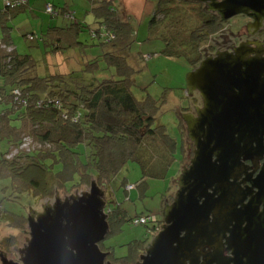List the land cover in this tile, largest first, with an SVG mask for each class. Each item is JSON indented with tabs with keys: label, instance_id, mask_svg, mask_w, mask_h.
Segmentation results:
<instances>
[{
	"label": "trees",
	"instance_id": "16d2710c",
	"mask_svg": "<svg viewBox=\"0 0 264 264\" xmlns=\"http://www.w3.org/2000/svg\"><path fill=\"white\" fill-rule=\"evenodd\" d=\"M3 1V13L8 15L26 4L25 0ZM162 1L157 0L152 12V28L166 19L172 10L171 7L162 8ZM88 2L89 7L85 6L87 16L91 13L98 19L96 12L103 16L100 26L88 30L91 38L109 44L119 42L116 54L110 52L104 56L103 69L113 68L114 71L106 72L105 78L98 82L82 80L80 77L84 74L73 72L35 76L37 60L34 56L20 53L15 42L0 38L1 223L19 225L18 217L20 220L28 218L27 206L35 209L38 202L53 198L59 189L70 194L73 190H82L85 185L91 186L94 180L101 184L112 182L129 161L144 166L140 148H145L146 155V147H150L154 165L160 161L169 162L167 165L170 166L176 159V140L169 136L164 126L156 125L161 106L150 95L138 98L133 90L136 82L132 78L137 70L128 61L125 41L130 35H136V31L129 28L116 0ZM201 9L203 13L199 14L203 20L200 21V15L196 13V20L201 23L190 32L191 38L199 39L201 51L194 67L205 59L202 44L223 20L218 12L207 11L205 5ZM45 11L52 17H62V20L53 21L56 26L52 30L65 33L32 32L24 35L27 39L37 40V44L46 47L48 52L63 47L60 36L70 44L71 34L77 35L78 40L72 46L84 44L82 32L91 24L86 17L76 14L70 5L48 3ZM165 28L163 26L162 32L156 31L152 36L160 37L170 51L177 38L174 35L166 37ZM87 66L93 74L100 72L97 61L87 63ZM183 144V150L187 152ZM151 175L162 177L163 173L152 172ZM24 196L27 200L21 201L23 210L18 214L17 204ZM6 201L7 208L4 206ZM109 209L112 217L115 209L112 205ZM144 215L150 220L144 223L150 225L153 232L158 230L159 218L155 222L151 213L138 218Z\"/></svg>",
	"mask_w": 264,
	"mask_h": 264
},
{
	"label": "water",
	"instance_id": "95a60500",
	"mask_svg": "<svg viewBox=\"0 0 264 264\" xmlns=\"http://www.w3.org/2000/svg\"><path fill=\"white\" fill-rule=\"evenodd\" d=\"M203 2L223 20L246 15L264 25V0ZM257 44L254 48L250 45ZM264 48L243 42L206 57L187 77L203 106L184 113L194 155L164 223L139 264H264V163L256 177L244 159L264 158ZM104 192L57 199L35 218L23 264H105L99 243L110 231Z\"/></svg>",
	"mask_w": 264,
	"mask_h": 264
},
{
	"label": "rangeland",
	"instance_id": "374dc122",
	"mask_svg": "<svg viewBox=\"0 0 264 264\" xmlns=\"http://www.w3.org/2000/svg\"><path fill=\"white\" fill-rule=\"evenodd\" d=\"M62 1L68 2V5L73 4L71 0ZM116 1L122 17L129 23V28L136 31V35H130L125 41L128 61L137 70L132 78L137 84L133 88L134 93L142 99L150 95L158 102L161 108L157 114L156 125L164 126L169 136L176 140L177 145L176 159L171 162L170 166L167 165L169 162L161 163L160 161L154 165L150 159V151H152L150 147H146V155L145 148H140L144 155V166L137 161H129L120 169L112 182L97 183L104 192V200L111 201V203H107L105 210L108 211L107 208L110 205L115 208L116 199L122 208H118L120 205H117L115 213H112L109 221L110 231L106 238L100 242V245L112 250L111 257H123L129 254H133L134 257L145 254L152 240L160 231L153 232L147 223H137L138 216L151 213L156 219L159 218V225H163L166 206L174 200L179 190L182 173L191 162L194 145L187 135V126L181 112L183 108L192 107L202 96L197 92L198 90L191 95L186 93L187 90L189 91L187 77L192 70L199 66L194 67L193 63L197 61L199 52H201L199 39L191 38L190 32L203 20L202 15L199 14L203 13L201 6L205 5L207 11L217 13L208 10V5L203 2L163 0L162 8L171 7L172 10L167 14L166 19L152 28L150 27L152 12L157 0ZM46 2L59 5L58 0H44L43 5ZM43 5L37 7V12L35 10L30 12L28 15L30 19L26 14L20 16L17 23L20 20H25L22 27L24 32L19 36L15 32L17 35L15 41L20 53L32 54L37 60V66L34 69L35 76L44 77L50 74L73 72L84 74L80 77L82 80L89 79L91 82H98L105 78L106 72L110 74V71H114L113 68L103 69L104 63H106L104 56L105 53L117 52L116 48L119 42L109 44L100 42L99 39L96 41L91 38L88 32L90 27L100 26L103 16L99 12L95 14L98 19L94 15L92 17L91 13L88 14L87 20L91 24L86 23L88 26L82 32L81 39L84 44L72 46V43L78 40L77 35L71 34L70 44L60 36L63 47L48 52L46 47L37 44V40L27 39L24 36L27 33L35 31L42 34L43 20H62V17H52L42 8ZM74 10L81 15H87L84 4H79V7L76 5ZM196 13L200 15V21L196 20ZM246 21L247 19L241 15L222 20L223 24L220 27L216 26L205 42L203 41L201 50L204 52V58L210 56L217 49H223L225 46L233 44L234 39L237 42L244 40L248 33L242 25ZM163 26L167 27L163 31L166 37L174 35L177 38L176 44L170 51H167L168 47L160 37L152 36L156 31L162 32ZM166 52L172 53V55L169 56ZM93 61L98 62L99 73L93 74L86 69L87 63ZM183 143H185L187 152L183 150ZM155 158H157L156 155ZM152 172L163 173V175L154 177L151 175ZM94 181L96 182V180ZM82 188V190H73L70 194L66 190L59 189L53 198L38 202L34 206L35 209H30V206H27L28 213L26 215L28 218L21 220L19 217L17 218L21 225L0 222V264L2 259L15 262L24 256L23 250L31 239L30 217L35 218L38 213H43L44 208L53 206L57 199L65 200L72 195H81L83 192L90 191L91 186L85 185ZM26 200L27 198L24 196L19 200V203L17 202L16 213L23 210L21 201ZM4 206L8 207V201L4 202ZM146 220L150 221L147 217Z\"/></svg>",
	"mask_w": 264,
	"mask_h": 264
},
{
	"label": "flooded vegetation",
	"instance_id": "af4514ba",
	"mask_svg": "<svg viewBox=\"0 0 264 264\" xmlns=\"http://www.w3.org/2000/svg\"><path fill=\"white\" fill-rule=\"evenodd\" d=\"M242 16L247 19L246 23H244L242 25V27H245V30L248 33L246 38L240 42L239 41L237 42V40L234 39L233 44L225 46L223 49H217V50H215V52H212V54L216 55V53L218 51H221V52L222 51H233L235 47L239 46L243 42H248V41L260 42L261 48H264V25L258 30H256L255 28H249V22L252 21V18H250L246 15H241V17ZM221 24H223L222 21H221ZM250 47L258 48L259 46L255 43L253 45H250ZM263 56H264V53H263ZM197 92L200 94L199 91H197ZM186 93L188 95L189 94L191 95V93L188 90ZM202 106H203V101H202V97H201L196 103H194V105L192 107L190 106L188 108H183L182 112H181V116H183L184 113H188V112H192V113L196 114L197 107H202ZM193 145H194V143H193ZM193 155H194V149H193ZM244 162L248 167V173H254L253 177H256L258 175V173L260 172L262 166H263L264 158L260 159L259 155L251 154L244 159ZM115 201H116V207L114 209H117V205L119 203L117 202V199ZM107 210H108V208H107ZM108 211H110V209ZM110 218L111 217L109 214L108 221H110ZM156 220L157 219L155 218L154 221L156 222ZM109 224H110V222H109ZM159 226H161V225H159ZM161 227H159V230L161 229ZM99 245H100V243H99ZM100 248L104 253L107 254L106 259H105V264H139V262L142 261V256L144 255L143 254L142 256H134L133 257V254H129V255H126L123 257H111L112 250L110 248H106V247L103 248L101 245H100ZM1 264H23V262H22L21 258H20V260L15 261V262L14 261L8 262L6 260L3 261V259H2Z\"/></svg>",
	"mask_w": 264,
	"mask_h": 264
},
{
	"label": "crops",
	"instance_id": "0c3cea01",
	"mask_svg": "<svg viewBox=\"0 0 264 264\" xmlns=\"http://www.w3.org/2000/svg\"><path fill=\"white\" fill-rule=\"evenodd\" d=\"M25 1H26V4H24L22 7L17 9L16 12L13 13V15L12 14L8 15V14L3 13V8L5 7V4H4L3 0H0V38L1 39H5V40H8L10 42L16 43L15 37L17 35L15 32H17L18 36L20 35V33L24 32V31H22V27H23L25 20H20L17 23L19 17L26 14L27 17L29 18L28 15L30 14V12H32L34 10H35V12H37V7H40L44 3V0H25ZM58 1H59V5H61V6H67L68 5V2H64L62 0H58ZM71 2L73 4H70V6H72L73 8H76V5L79 7V4H84L86 6V5H88L87 3H89L88 0H71ZM48 3H50V2H46L45 5L42 6V8L44 10H45L46 5ZM88 7H89V5H88ZM76 14L81 15L77 11H76ZM82 16L88 18L87 15H82ZM63 21L65 22V20H63ZM64 22H61V23L64 24ZM42 24H43V29H44L42 31V34L45 33L47 35H50L53 32H58L60 34L65 33V31H61V30H58V31L52 30V27L56 26V25H53V20H48V21L43 20ZM33 33H37V32L33 31ZM37 34H39V33H37Z\"/></svg>",
	"mask_w": 264,
	"mask_h": 264
},
{
	"label": "built area",
	"instance_id": "2783aa9c",
	"mask_svg": "<svg viewBox=\"0 0 264 264\" xmlns=\"http://www.w3.org/2000/svg\"><path fill=\"white\" fill-rule=\"evenodd\" d=\"M48 9H49V10L52 9L50 5L48 6ZM153 217H154V220H155L156 217H155V216H153ZM136 221H137V223H140V222H143V223H144V222L147 221V220H146V217H140V218H138ZM158 230H159V229H158Z\"/></svg>",
	"mask_w": 264,
	"mask_h": 264
}]
</instances>
